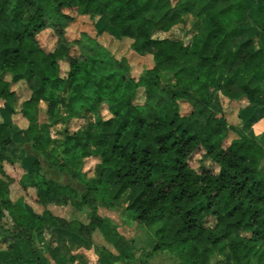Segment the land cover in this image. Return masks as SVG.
<instances>
[{
	"label": "trees",
	"instance_id": "trees-1",
	"mask_svg": "<svg viewBox=\"0 0 264 264\" xmlns=\"http://www.w3.org/2000/svg\"><path fill=\"white\" fill-rule=\"evenodd\" d=\"M185 15L199 22L188 45L152 37ZM75 16L94 20L97 35L128 40L136 55L150 58L149 65L135 78L97 38L81 33L68 39ZM45 29L56 36L49 51L37 38ZM61 61L67 63L64 75ZM20 81L29 90L18 106L23 135L12 136L14 124L0 121V236L11 242L0 250V264H51L37 245L44 228L57 234L49 253L56 264H84L72 247L91 249L96 231L117 247L118 227L98 207L112 210L127 191L133 194L128 215L153 230L149 256L168 251L178 264H226L228 254L229 264H264V132L249 134L264 118V0H0V100L11 114L12 86ZM140 90L143 102L136 103ZM221 97L245 103L238 112H249L243 128L230 127ZM40 103L46 105L45 121L39 119ZM87 113L94 121L74 133L63 131L54 155L51 125ZM230 129L236 137L225 144ZM20 140L83 191L43 175L34 158L22 187L33 188L42 212L28 213L23 199L12 201L2 163ZM89 158L96 159L93 176L84 169ZM220 196L230 203L225 212L212 208ZM51 205L87 208L88 220L66 219ZM102 250L104 264H128L133 257Z\"/></svg>",
	"mask_w": 264,
	"mask_h": 264
},
{
	"label": "rangeland",
	"instance_id": "rangeland-1",
	"mask_svg": "<svg viewBox=\"0 0 264 264\" xmlns=\"http://www.w3.org/2000/svg\"><path fill=\"white\" fill-rule=\"evenodd\" d=\"M199 26V22L196 18L191 15H185L182 21L176 25H173L168 30L156 29L152 33V37L155 39H170L175 41H180L183 45H188L192 39V36L197 32ZM81 33H86L91 37L97 38L100 43H104L107 48L114 54V56L126 62L129 65L131 75L135 78L138 77L143 68L147 67L150 63V58H142L136 55L130 49V42L125 39H114L111 38L108 34L105 35H97V31L94 27V20L86 16H75V20L70 23L66 28V37L70 40L78 39ZM40 45L47 51L52 50L55 44L56 36L51 29H45L40 32L37 36ZM61 72L64 75L67 70L66 61L60 62ZM12 90L15 91L16 101H15V113L11 114L10 107L7 102L4 100H0V121H5L6 123L14 124L16 129L9 131L12 136L17 138V133H21L25 127V121L21 118L18 113V106L20 102L26 99L29 96V90L26 87V84L22 81L15 83L12 86ZM60 99V104H64L65 92H60L58 95ZM222 103V109L225 119L227 120L230 127L243 128L242 124L244 120L248 117L247 111H242L238 114L239 109L245 105L243 102H229L225 98H220ZM143 96L142 91L138 92V96L136 99V103H142ZM216 105L219 104L218 98H215ZM218 103V104H217ZM40 107L42 109L40 113V121H45L46 117L44 116V111L46 110L45 103H40ZM59 111L64 113V109L60 106ZM105 109H102L101 113H103L104 117H109L107 112H104ZM181 110L183 113L187 111L186 105H181ZM66 115V114H64ZM81 120H73L71 124L67 126H62L60 124L54 125L52 124L50 127L51 136L54 140L52 143V151L54 155L59 156V144L58 141L62 137L63 131H74L79 126H85L90 121L92 122L94 116L90 113L85 114ZM66 121V119H65ZM254 125V124H253ZM252 125V126H253ZM251 126V127H252ZM263 127V125H262ZM63 129V130H62ZM264 129V127H263ZM20 131V132H19ZM260 130L257 135L251 134L253 137L259 136L264 131ZM253 133V131H252ZM23 137V136H21ZM236 137L235 130H229V134L227 139L225 140V144L229 143L230 140ZM259 138V137H258ZM17 146L10 147L11 154L9 155L8 160L3 161L2 163V173L9 178V196L12 201L22 200L25 202L28 213H40L43 208L38 206L35 203L34 199V190L30 186L26 189L22 187V177L26 174V172L31 170L32 161L34 158H37L40 162L41 173L48 178H53L62 184H70L73 186L78 193L83 191V186L75 179H73L66 172H59L53 166H51L48 161L45 159L43 154L35 152L29 143L17 141ZM200 160V152L193 154L190 160V165L193 168H197ZM96 159L89 158L85 163V168L88 169L87 173L91 176L93 172V166L95 165ZM206 167H211L208 162L204 163ZM89 167V168H88ZM260 175L264 178V160L260 166ZM93 176V175H92ZM109 179V177L107 178ZM109 189L112 190L113 186L110 181H107ZM113 191V190H112ZM132 191H127L124 193L119 199L118 204L114 206L112 210H109L101 205L98 207V212L101 216L109 217L112 222L118 227L117 231L121 235V239L117 241V247H115L109 240L104 237V234L100 231H96L92 235V244L93 247L91 249H87L84 247H79L85 249V251H80L84 253L82 258H80L79 262L83 260L84 264H104L100 262V260L104 259V250L116 254L117 250L122 252L129 251L132 252L133 257L128 261V264H178L176 257L168 251L159 252L152 255H148L152 249V244L154 242L153 230L148 229L142 225L137 224L132 218L128 215L125 207L130 202V197L132 196ZM230 207V203L227 197L220 196L212 200V208L219 211L225 212ZM49 210L57 213V215L62 216L66 219H78L83 223H86L88 220V211L89 209L83 208L81 210H75L71 206L66 207H56V206H48ZM42 241L37 243L38 248L40 249L42 255L50 261V263L54 264L55 262L50 257V251L56 246L58 243L57 234L52 228H44L42 231ZM10 240L7 243H4L1 240L0 236V250H4L6 245H10ZM79 248L76 246L72 247V253L77 251ZM66 253V251H64ZM226 264H229V256L225 254ZM100 258V259H99ZM54 263H53V262ZM125 261L120 262L118 264H123ZM56 264V263H55Z\"/></svg>",
	"mask_w": 264,
	"mask_h": 264
},
{
	"label": "crops",
	"instance_id": "crops-1",
	"mask_svg": "<svg viewBox=\"0 0 264 264\" xmlns=\"http://www.w3.org/2000/svg\"><path fill=\"white\" fill-rule=\"evenodd\" d=\"M88 114V113H87ZM91 114V113H90ZM92 115V114H91ZM82 119V117H77V118H71V119H69V120H66V121H58V122H56V123H54V125H57V124H60V125H62V126H67L68 124H71L72 122H74L73 120H81ZM94 121V118H93V120H92V122ZM91 121H90V123H92ZM262 125H263V127H264V118L263 119H260L259 121H257L252 127H251V129L249 130V134L251 135V134H258V133H260L259 131L260 130H262V131H264V129H263V127H262ZM82 128H84V126H79L78 128H76L74 131H68V133H74V132H76L78 129H82ZM63 130V129H62ZM252 131H253V133H252ZM261 131V132H262ZM52 137V136H51ZM85 251V249H83V248H79L77 251H75V253L73 252L72 254H78V255H83L84 253H81L80 251ZM53 262V261H52ZM54 263V262H53ZM52 264V263H51ZM55 264V263H54Z\"/></svg>",
	"mask_w": 264,
	"mask_h": 264
}]
</instances>
